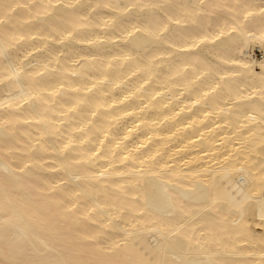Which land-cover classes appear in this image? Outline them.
Here are the masks:
<instances>
[{
  "label": "bare ground",
  "instance_id": "bare-ground-1",
  "mask_svg": "<svg viewBox=\"0 0 264 264\" xmlns=\"http://www.w3.org/2000/svg\"><path fill=\"white\" fill-rule=\"evenodd\" d=\"M0 264H264V0H0Z\"/></svg>",
  "mask_w": 264,
  "mask_h": 264
}]
</instances>
